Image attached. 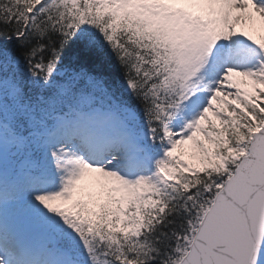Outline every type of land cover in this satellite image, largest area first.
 <instances>
[{"label": "snow or ice", "instance_id": "1", "mask_svg": "<svg viewBox=\"0 0 264 264\" xmlns=\"http://www.w3.org/2000/svg\"><path fill=\"white\" fill-rule=\"evenodd\" d=\"M0 264H264V0H0Z\"/></svg>", "mask_w": 264, "mask_h": 264}]
</instances>
